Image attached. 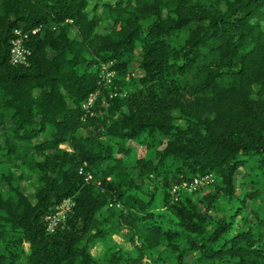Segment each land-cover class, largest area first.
I'll list each match as a JSON object with an SVG mask.
<instances>
[{"label": "trees", "instance_id": "16d2710c", "mask_svg": "<svg viewBox=\"0 0 264 264\" xmlns=\"http://www.w3.org/2000/svg\"><path fill=\"white\" fill-rule=\"evenodd\" d=\"M15 29L31 52L25 64L9 60ZM106 61L110 88L99 83ZM143 135L152 156L134 168L151 191L123 159ZM3 160L28 164L37 185L32 201L23 175L2 177L0 264H165L163 253L168 264H264V0H0ZM240 169L253 185L242 195ZM204 173L214 177L206 193L172 191ZM66 199L48 231L45 217ZM121 227L130 248L112 238Z\"/></svg>", "mask_w": 264, "mask_h": 264}, {"label": "rangeland", "instance_id": "374dc122", "mask_svg": "<svg viewBox=\"0 0 264 264\" xmlns=\"http://www.w3.org/2000/svg\"><path fill=\"white\" fill-rule=\"evenodd\" d=\"M91 1L94 2L95 0H91ZM107 26H108V22L105 21L102 23L100 28L103 29L104 27H107ZM68 32H69V35L71 37H74L77 34V32L74 29H70ZM139 64H140V57L138 56V51H137V56L133 60V62L129 65V68H128L126 74L131 76V77L138 75L139 74ZM99 81H100V85H102V87H108V88L111 87L110 83L104 84L103 78L101 76V71L99 72ZM102 87H100L99 92L102 90L101 89ZM110 93H111V91H110ZM177 122H179L180 124H183V122L181 120H178ZM90 133H92V126L87 125V126L82 127L79 130L78 134L81 136H87ZM148 142H149V138H147L146 135H143L140 138L132 140V143L130 144V146L132 147L131 151L126 156H124L123 159H124V164L126 165L128 174L133 176L135 178V180L137 181V183H139V184L141 183L143 186V189H145L147 191H151L153 188V183L148 181V180H145L144 182L141 181V178L138 176V171L134 168L135 167L134 166L135 165V159L137 157L143 156V155L144 156H152V153L147 148ZM59 147L61 149H66L68 151H71V148H70L69 144H67V143H61L59 145ZM35 157H37V155H35ZM84 170H85V168H84ZM245 173H246V171H244L243 169H240L235 174V187H236V189H240L239 190L240 195H242L244 192H247V191H250L251 189H253V185L250 183V181L247 178H243L242 179L243 182L241 183V177L243 175H245ZM8 174L13 175V177L15 179L17 177H19L20 175L21 176L23 175L22 176L23 179L20 180L21 188L27 194L29 199L34 201V189L37 185V178H36V175L29 169L28 164L20 163V161H18V160L14 161V162H7L5 160L0 161V189H2V191H4V192H6L8 190V185L6 183L7 181L2 180V177L6 176ZM215 182L219 183V179H216ZM210 185L200 188V191L197 195H202V194L206 193L207 191H209L210 189H212V186H210ZM259 185L264 186V175H263L261 181L259 182ZM137 194L142 199H148L147 195L144 193L137 192ZM261 195L262 196H260V197H263V199H264V191L261 193ZM158 196L159 195L157 194V197ZM66 200H68V199H66ZM69 203H70V201H69ZM158 203L159 202L157 199L153 201L152 206L155 210L160 205ZM248 204H249V207H252V208L260 207L258 199L251 200V202ZM109 206L115 208L117 211H120L123 214H125L127 212L125 210V208H123V205L121 203H115V204L109 203ZM237 220H239V218H237ZM156 222L162 223L164 227H167L169 225L166 222V220H162L159 217H156ZM112 238L118 244L123 245L125 248L131 247L129 232H127L125 227L119 228L118 231L113 234ZM175 241L181 242L182 239L180 237H177V238H175ZM158 249H159L158 251H163L164 244L160 245ZM102 250H103V246L101 244H96L95 246H93L91 248V254L94 256H99L101 254ZM153 255L155 256V253ZM163 257H165V259H167L168 261L171 260V263H174V259H173L172 255H168L166 253H163ZM168 261L165 264H168Z\"/></svg>", "mask_w": 264, "mask_h": 264}, {"label": "built area", "instance_id": "2783aa9c", "mask_svg": "<svg viewBox=\"0 0 264 264\" xmlns=\"http://www.w3.org/2000/svg\"><path fill=\"white\" fill-rule=\"evenodd\" d=\"M39 29L40 27L37 28V30ZM24 38L25 35L21 32L20 29L14 30V37L11 40V46L9 49V60L12 64H25L28 62L31 52L29 48L25 46ZM100 71L104 84H108V83L111 84L112 76L115 73L112 66V61L102 62L100 64ZM98 94H99V89L90 93L87 96L86 100L82 104L86 112H89V109L96 101ZM79 171L80 173L84 174L85 180L91 178L90 173L84 171L83 167H81ZM213 182H214V177L212 173H204L202 175L192 177V179H190L189 181L183 180L179 184H174L172 187V191L175 194H177V191L182 188L192 192L204 186H208ZM176 197L177 196H175V198ZM70 205L71 203H69V200H64L63 202H61L56 206L55 211L52 214H49L45 217L48 231L52 232L55 230L56 226L64 219Z\"/></svg>", "mask_w": 264, "mask_h": 264}]
</instances>
